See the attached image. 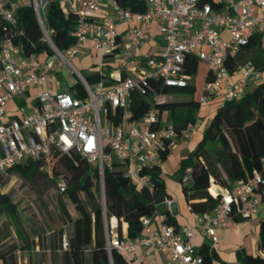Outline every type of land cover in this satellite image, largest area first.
Here are the masks:
<instances>
[{
  "label": "built area",
  "instance_id": "built-area-1",
  "mask_svg": "<svg viewBox=\"0 0 264 264\" xmlns=\"http://www.w3.org/2000/svg\"><path fill=\"white\" fill-rule=\"evenodd\" d=\"M50 1L31 0L51 54L22 57L10 38L1 45L0 175L30 159L44 160L40 170H47L53 150L78 155L98 168L105 245L111 259L113 251L126 256L143 247L145 255L152 249L166 254L167 264H205L192 242L196 231H202L212 250L220 241L218 229L225 231L236 217L248 220L264 209L258 192L264 184L261 172L254 170L250 178L237 180L232 191L222 188L225 194L213 212H193L189 206L192 226L176 229L156 212L142 219L143 235L132 239L120 232L117 218H107L105 168L118 166L133 181L153 191V182L145 171L161 168V153L188 138L200 119L178 128L165 112L159 115L152 106L140 120L133 121L129 113L131 97L133 93L147 96L154 84L175 88L195 85L194 76L185 72L188 58L203 62L211 77L200 85V107L217 99L218 107L223 108L261 81L263 73L251 60H235L253 34L264 32V0H144L146 9L142 12L125 9L116 0H59L66 11L77 16L75 43L64 52L53 45L43 23L41 13ZM17 7L12 0H0V18L12 27L17 25ZM151 29L164 40L163 48L156 53L144 51L154 38ZM86 44L102 56L99 80L93 84L72 62ZM106 61L119 68L106 72ZM232 62H236L234 73L229 69ZM63 66L78 76L83 96L67 90L68 83L61 78ZM18 96L25 98V103L17 104ZM153 100L163 102L166 95L154 94ZM10 103L14 104L12 110L8 108ZM119 111L122 117L115 123ZM261 164L264 169V156ZM191 181L190 174L183 178L184 183ZM55 188L58 193L66 192L62 175L56 178ZM161 206L172 215L178 208L172 197L165 198ZM67 244L68 237L63 234L62 249ZM211 264L220 263L213 260Z\"/></svg>",
  "mask_w": 264,
  "mask_h": 264
},
{
  "label": "trees",
  "instance_id": "trees-1",
  "mask_svg": "<svg viewBox=\"0 0 264 264\" xmlns=\"http://www.w3.org/2000/svg\"><path fill=\"white\" fill-rule=\"evenodd\" d=\"M116 1L121 7L131 11L142 12L146 9L144 0ZM41 14L45 29L57 49L64 52L75 43L77 16L72 11H66L59 0H51ZM263 33L253 34L249 44L235 60L237 63L251 60L254 67L263 73L261 81L249 88L242 98L227 102L223 108L217 106L194 150L180 160L179 181L185 199L193 212L210 213L218 206L222 196L213 197L211 179L221 187L232 191L237 180L250 178L254 170L261 172L264 177L261 164V158L264 156V48L261 46ZM6 38L12 40L22 57L52 53L32 2L17 7L16 27L10 26L0 18V49ZM188 61L185 72L195 76L200 62L194 57L188 58ZM235 64L236 62H232L229 65L231 73L235 71ZM83 75L90 84L99 80L97 72ZM205 79H211L207 75V68L203 81ZM67 90L78 97L85 93L78 80L68 83ZM196 90V85L175 88L154 84V90L147 96L133 93L129 107L130 119L140 120L152 106H155L159 115L165 112L169 119L180 121L182 127H185L188 122L197 119L196 114L200 105L198 99L193 97ZM154 94H188L191 98L179 102L167 100L156 102L153 100ZM181 105L186 108L183 117L177 114V108ZM121 117L122 112L119 111L115 123L120 122ZM215 146L219 148L217 157H214L211 149ZM171 150L167 149L161 153L163 161L168 158ZM44 163L41 159L27 160L10 168L8 176L20 175L25 179H32L38 175L44 177L47 184L54 187L56 178L61 175L64 177L67 190L65 193H59L60 201L66 210V203L62 199L66 198L75 206L78 213V217L73 221L72 232L68 236L67 248L62 249L60 239L59 246L63 251L65 264H129L127 256L114 251L111 262L106 250L103 196L98 168L88 164L78 155L61 154L56 150L52 151L49 168L41 171L40 167ZM223 172L227 179H223ZM145 173L150 175L153 182L152 192L133 181L118 166L105 168L104 173V203L107 218H117L121 233V224L126 223L127 235L132 239L143 235L142 219L153 217L156 212L165 216V223L176 229L179 227L176 218L161 206L165 198L172 197L166 189L161 168L153 167ZM187 174L192 176V181L184 183L183 178ZM210 188L212 193L209 191ZM258 192L264 201V184L260 185ZM1 210L13 215L16 212V206L10 195L3 192L0 193ZM259 240V249L262 251L264 221L260 223ZM29 246L28 244L27 247ZM26 248L15 243L5 248L0 241V264H18L16 253ZM199 252L203 255L205 264H211L215 259V250H209L207 244H203ZM237 257L241 264H264V256L260 253L251 255L238 251Z\"/></svg>",
  "mask_w": 264,
  "mask_h": 264
},
{
  "label": "rangeland",
  "instance_id": "rangeland-1",
  "mask_svg": "<svg viewBox=\"0 0 264 264\" xmlns=\"http://www.w3.org/2000/svg\"><path fill=\"white\" fill-rule=\"evenodd\" d=\"M14 1L17 5H22L24 2L22 0ZM26 3H31V1L27 0ZM224 37L228 38V33H225ZM261 46L264 48V33ZM78 55L79 60L76 61L74 58L72 62L82 74H91L98 71V64L102 57L101 53L93 55V57L85 61H83V58L90 55L89 51H82V54ZM43 58L46 59L47 57ZM88 62L93 63V65L83 68L82 65L90 64ZM104 68L108 71H113L118 69L119 66L106 61L104 62ZM205 71L206 65L200 62L197 74L193 77V82L197 87L193 97L196 99L199 97V86L203 81ZM61 78L67 83H73L78 79V76L71 74L68 66H63ZM188 98H191L188 94L166 95L167 101L179 102ZM15 102L21 105L25 103V98L18 96L15 98ZM185 113L186 108L184 106L181 105L177 108L179 117H183ZM199 121L201 127L197 131L201 134L197 142L202 137V132L208 123V119H200ZM195 146L191 147V151L194 150ZM211 149L214 157H217L219 148L215 146ZM8 174L7 172L0 175V182L3 187V193L9 194L15 204L16 212L13 215L5 210L0 211V241L2 246L6 248L11 243H15L26 248L28 244L30 245L24 251L21 249L17 251L18 264H65L63 251L59 246L60 239L62 238V233L68 237L72 232L73 221L78 217L75 206L66 198H62L66 203L65 210L56 188L48 185L44 177L36 175L32 179H25L20 175L9 177ZM180 175L178 168L176 171L171 170V173L163 177L168 192H173L176 188L181 190ZM222 177L227 179L224 172ZM211 185L214 187L218 184L214 179H211ZM211 185L210 187L213 188ZM181 194L184 195L183 191H181Z\"/></svg>",
  "mask_w": 264,
  "mask_h": 264
},
{
  "label": "crops",
  "instance_id": "crops-1",
  "mask_svg": "<svg viewBox=\"0 0 264 264\" xmlns=\"http://www.w3.org/2000/svg\"><path fill=\"white\" fill-rule=\"evenodd\" d=\"M15 2L14 0H12ZM22 4H27V0ZM31 1V0H30ZM19 6V5H18ZM151 33L154 35V38L147 43L144 47L145 52L156 53L160 51L164 46L163 38L155 33L154 29H151ZM82 51H89L90 55L83 58V61L90 59L93 55H97L98 52L94 50L91 44H86L83 46ZM76 61L79 60V55L75 57ZM83 68L92 66L93 63L88 62ZM110 72V71H106ZM14 104L10 103L8 108L9 110L13 109ZM218 106V100L214 99L207 104L199 107L196 117L199 119H210L216 108ZM178 128H182L180 121L172 120ZM201 125L190 131L189 137L182 139L171 151L166 161H163L161 166V171L163 177L168 173H171V170L176 171L180 167V160L186 157L191 152V147L197 144V139L200 137V132L197 131ZM180 189H175L171 194L172 198L177 201V210L173 216L176 218L177 225L192 226L194 224V218L192 212L189 210V204L187 203L185 196L181 194ZM261 221H264V209H261L256 215L248 220H242L239 217H236L234 220L230 221L227 225V230L222 231L221 229L217 230L218 237L220 239L219 243L213 248L215 250V259L217 263L223 264H241V261L237 257V252H246L247 254L257 255L261 254L264 256V253L259 249L260 240H259V228ZM121 231L124 236L127 235V224H121ZM192 242L197 246L198 250L203 244H207V239L204 238L201 230H197ZM129 261V264H167L168 256L156 249L151 250L150 255H145L144 248L138 247L133 254L126 255Z\"/></svg>",
  "mask_w": 264,
  "mask_h": 264
},
{
  "label": "water",
  "instance_id": "water-1",
  "mask_svg": "<svg viewBox=\"0 0 264 264\" xmlns=\"http://www.w3.org/2000/svg\"><path fill=\"white\" fill-rule=\"evenodd\" d=\"M215 193L217 196H223L224 195V191H223L222 187H220L219 185H216ZM110 261L112 262L111 258H110Z\"/></svg>",
  "mask_w": 264,
  "mask_h": 264
},
{
  "label": "bare ground",
  "instance_id": "bare-ground-1",
  "mask_svg": "<svg viewBox=\"0 0 264 264\" xmlns=\"http://www.w3.org/2000/svg\"><path fill=\"white\" fill-rule=\"evenodd\" d=\"M213 187V186H212ZM215 187H216V185L212 188V191L214 192V193H212L211 192V189H209V191L212 193V194H214V195H216V193H215ZM225 194V193H224Z\"/></svg>",
  "mask_w": 264,
  "mask_h": 264
}]
</instances>
